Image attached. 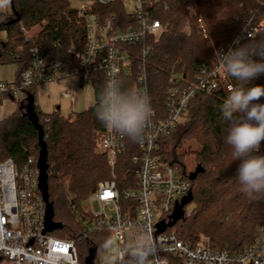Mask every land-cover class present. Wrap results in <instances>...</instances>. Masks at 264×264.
<instances>
[{"label": "trees", "instance_id": "obj_1", "mask_svg": "<svg viewBox=\"0 0 264 264\" xmlns=\"http://www.w3.org/2000/svg\"><path fill=\"white\" fill-rule=\"evenodd\" d=\"M263 1L166 0L152 6L149 8L151 16L161 22L164 33L158 41L148 36L143 43L124 45L131 58L132 74L121 77L123 88L137 91L139 67L145 61L151 106L165 114L173 74L194 81L203 64L211 65L207 44L211 43L214 51L229 47L243 33L250 10ZM125 2L115 0L109 5H96L91 12L101 21L114 16L116 30H127L136 25L137 19L134 12L126 11ZM165 5L168 8L165 9ZM12 21L16 22L3 24ZM0 25V41L4 45L0 47V66H15L17 81L31 66V49L34 47H42L48 61H63L70 70L79 67L87 28L85 20L70 6L69 0H11L9 10L0 13ZM36 29L39 30L30 37L29 33ZM261 38L264 34L257 37ZM248 41L244 40L242 44ZM71 48L73 52H70ZM145 50L149 53L144 57ZM90 81L96 103L83 112L69 116L59 111L47 114L37 106L35 112L44 132L49 200L54 206V220L62 223V228L51 235L74 240L80 263L85 261L92 248H96L95 264H102L99 256L109 247V235L94 232L85 237L87 227L94 221L85 202L102 182L109 179L111 171L105 152L99 149L106 125L95 114L105 86V75L103 72L92 73ZM256 84L264 85V75L248 86ZM236 86L238 82L226 73L217 90L196 95L189 103L186 122L179 125L160 149L162 159L177 167L182 177L191 182L192 202L197 205L168 232L174 233L178 240L194 244L205 237L212 249L228 251L232 255L240 254L264 238V196H249L241 191L236 177L241 161L235 160L231 146L224 141L227 124L222 119L220 106ZM26 101L19 100L18 110L0 122V162L12 159L18 167L27 164L30 157L38 158L41 149L39 131L26 116ZM259 102L264 103V98ZM126 139L127 151L121 158L119 174L129 171L135 179L137 165L133 164V158L140 154L138 142ZM185 144L192 145L189 154L195 156L197 166L204 168L193 181L184 164L185 156L178 155ZM256 154L264 155V142ZM171 260L177 264V259L171 257ZM0 264L11 263L0 257Z\"/></svg>", "mask_w": 264, "mask_h": 264}, {"label": "built area", "instance_id": "obj_2", "mask_svg": "<svg viewBox=\"0 0 264 264\" xmlns=\"http://www.w3.org/2000/svg\"><path fill=\"white\" fill-rule=\"evenodd\" d=\"M81 1L78 16L85 20L87 37L84 51L79 55V67L70 70L63 61H48L42 47L32 48L31 66L19 81L0 78V122L18 110L19 100L33 87L77 77L90 81V75L95 72H103L106 81L113 76L119 80L130 77L131 58L124 45L143 43L148 36L158 41L164 33V27L151 16L149 8L166 0H133L137 22L127 30H116L114 16L101 21L91 12L96 5H109L115 0ZM263 15L264 1L250 10L243 33L234 41L239 39L242 44L264 34ZM234 41L218 50L227 52L236 46ZM148 53L145 50L144 57ZM144 69L145 61L139 67L137 92L148 94ZM225 75L216 57L210 66L200 67L194 81L173 74L165 114L152 108L150 123L138 142L140 154L133 158V164L137 165L135 179L129 171L119 174L121 158L127 151L126 137L106 126L101 146L111 170L110 177L85 202L94 220L87 227L85 237L94 232L109 235V247L99 256L102 264H137V253L148 244L153 247L148 264H173L171 257L177 259V264H264V238L232 255L212 249L205 237L195 244L181 241L168 232L171 228L157 235L159 224L168 223L176 203L191 192V182L160 156L161 146L186 122L189 103L195 96L217 90ZM26 77L30 78V84ZM38 159L30 157L22 167L12 159L0 162V257L11 264H80L74 240L44 232L45 204L38 189Z\"/></svg>", "mask_w": 264, "mask_h": 264}, {"label": "clouds", "instance_id": "obj_3", "mask_svg": "<svg viewBox=\"0 0 264 264\" xmlns=\"http://www.w3.org/2000/svg\"><path fill=\"white\" fill-rule=\"evenodd\" d=\"M10 6L11 0H0V10ZM234 43L236 46L227 52H216L219 66L238 82L220 106L227 124L224 141L231 146L235 160L241 161L236 175L241 191L249 196H264V155L256 154L264 142V103L259 102L264 98V85L248 86L264 75V38H251L242 45L237 39ZM26 79L30 84V78ZM152 111L151 98L146 92L125 89L113 76L105 82L95 114L110 129L139 142ZM152 255V244L145 245L137 253V264H148Z\"/></svg>", "mask_w": 264, "mask_h": 264}, {"label": "rangeland", "instance_id": "obj_4", "mask_svg": "<svg viewBox=\"0 0 264 264\" xmlns=\"http://www.w3.org/2000/svg\"><path fill=\"white\" fill-rule=\"evenodd\" d=\"M87 2H92L93 0H86ZM70 6L74 9L79 10L82 6L81 0H69ZM125 9L128 13L134 12V4L133 0H126L125 2ZM6 10H9L7 8ZM6 10H0V13ZM37 28V27H36ZM39 28V27H38ZM39 30V29H38ZM37 29L30 32L29 36H34ZM4 38V34H2ZM208 49L211 51V57L215 60L216 51L212 49L211 43L207 44ZM12 67V66H10ZM9 69V67L0 66V75L3 69ZM67 92V93H66ZM80 93L77 95V93ZM35 99H36V106L39 109L47 114H52L55 112L58 106H61V114L64 116H69L70 114L74 113L73 110H76V107L82 105V111L90 108L96 103L95 92L91 81L89 80H82L81 78H68V81L61 80L59 83H47L43 85H39L37 90L35 91ZM25 97H31L30 91L25 92L23 97L20 100H27L28 106V99ZM34 100V98H33ZM81 112V111H80ZM191 144H185L183 147L178 151V155H184V164L186 169L190 172L194 171L195 167L197 166L196 158L194 155L189 154L191 149ZM99 149L102 151V147L99 143ZM196 203L191 202L189 203L186 208V214H191L196 209ZM80 264H85V261H82Z\"/></svg>", "mask_w": 264, "mask_h": 264}, {"label": "water", "instance_id": "obj_5", "mask_svg": "<svg viewBox=\"0 0 264 264\" xmlns=\"http://www.w3.org/2000/svg\"><path fill=\"white\" fill-rule=\"evenodd\" d=\"M16 21H12L9 23H3L4 25L12 24ZM0 25V29H1ZM4 46L0 41V47ZM1 58V53H0ZM28 106H26V116L32 121L34 126L39 131V146H40V153L38 159V170H39V186L38 189L42 195L43 203L45 204V233H52L57 229L62 228V223H58L54 220V206L49 200V186H48V174H47V151L46 145L44 143V132L41 124L39 123L38 117L35 112V105L34 100L32 97L28 99ZM204 172V168L201 165H198L196 169L190 173L189 179L191 181L195 180L198 174ZM193 200L192 192L188 194L181 202H177L174 208L172 215L170 216V221L168 223L161 222L159 224V230L157 231V235L164 232L167 228H173L177 222L184 219L185 217V207L191 203ZM98 251L96 248H92L90 251L89 256L85 259V264H95V260L97 258Z\"/></svg>", "mask_w": 264, "mask_h": 264}, {"label": "crops", "instance_id": "obj_6", "mask_svg": "<svg viewBox=\"0 0 264 264\" xmlns=\"http://www.w3.org/2000/svg\"><path fill=\"white\" fill-rule=\"evenodd\" d=\"M9 67V69H4V68H2L3 69V72L1 71V75H0V78L2 79V80H4V81H9V82H12V81H15L16 79H15V72H16V67L15 66H12V67H10V66H8ZM68 81V79H64V81ZM59 82H61V80L60 81H58V82H55V83H59ZM37 88L38 87H36L35 89H34V91L32 92V91H30V96L32 97V98H34V105L36 106V99H35V91L37 90ZM67 93V92H66ZM78 94H80L79 92L77 93V95ZM25 98H27V99H29V97H25ZM61 106H58L57 107V109L55 110V111H59L60 113H62L61 112ZM82 105H79V107H76V110H73V112L74 113H80V111L81 112H83L82 111Z\"/></svg>", "mask_w": 264, "mask_h": 264}, {"label": "flooded vegetation", "instance_id": "obj_7", "mask_svg": "<svg viewBox=\"0 0 264 264\" xmlns=\"http://www.w3.org/2000/svg\"><path fill=\"white\" fill-rule=\"evenodd\" d=\"M195 169H196V167H195ZM195 169H194V170H195Z\"/></svg>", "mask_w": 264, "mask_h": 264}]
</instances>
